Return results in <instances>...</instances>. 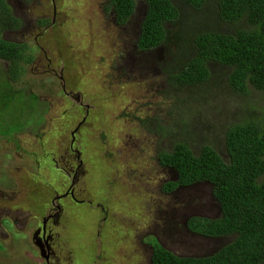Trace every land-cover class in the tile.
<instances>
[{"label": "rangeland", "instance_id": "1", "mask_svg": "<svg viewBox=\"0 0 264 264\" xmlns=\"http://www.w3.org/2000/svg\"><path fill=\"white\" fill-rule=\"evenodd\" d=\"M105 2L33 0L24 3L9 0L11 10L23 19L24 24L20 31L15 29L17 34L5 33L4 38L10 42L27 43V51L33 53L35 60L31 65H22L24 72L15 83L8 80L7 63L0 60V80L6 81L13 90L23 89L33 97L45 96V104L27 97L13 110L9 108L10 114L16 110L25 111L17 125L9 124L8 130L25 129L28 132L26 127H39L45 123L49 129L42 134L45 135L43 144L49 145V138L57 132L56 128L71 119L70 115L60 116V121L56 119L67 104L56 101L55 97L60 94V87H68L69 81L77 83L87 93L86 100L82 101L87 107L77 105L76 119L85 116L92 124L89 137H86L87 160L92 168L90 175L95 181L106 176L103 190L99 188V193L93 191L91 195L93 201L106 211L103 214L107 216L108 228L103 232L111 237V246L105 247L109 249L112 264H150L151 248L147 243L152 236L181 256L210 255L233 238L203 237L190 232L185 222L192 216H219L211 186L200 182L164 194L162 187L174 179V173L162 170L155 156L170 151L181 142L191 148L194 155L207 146L226 161V129L247 123L264 129V97L251 87L247 88L246 94L232 90L226 82L228 70L218 64L209 67L210 78L206 83L174 84L172 80L178 74L182 59L180 52L173 47L181 46L175 33L180 31L186 36L192 31L190 22L180 27L189 12H181L177 28L166 25L168 39L160 45L163 47L140 52L135 43L144 3L138 1L130 21L125 26H117ZM49 18L53 23L47 32L38 28L39 20ZM198 18L204 19L203 16ZM36 21L37 25L34 24ZM61 62L68 69L63 84L56 80L54 73L60 69ZM46 108L49 111L45 121L42 122L41 115L36 124L31 113H41ZM167 132L168 136L165 135ZM18 139L20 142L30 141L32 137L26 133ZM96 156L101 158L102 163L98 165L105 167L106 174L94 172ZM22 158L21 152L17 155L0 153V187L17 192L20 174L11 175L10 169L17 168V162ZM31 158L42 163L47 157L41 152ZM20 164L24 175H28L27 195L32 203L27 208L33 214L44 194L37 192L50 186L43 177L47 171H38L29 157L22 159ZM51 173L54 174L53 169ZM166 175L169 178L165 181ZM79 208L83 215L80 218L74 216L68 227V238L75 246L76 264H81L86 255L83 235L92 231L85 211L87 207H78L76 212ZM31 229L30 225L27 234L13 236L18 259H10L11 264H40L38 255L29 244ZM96 245L89 242L85 246L90 249Z\"/></svg>", "mask_w": 264, "mask_h": 264}, {"label": "trees", "instance_id": "2", "mask_svg": "<svg viewBox=\"0 0 264 264\" xmlns=\"http://www.w3.org/2000/svg\"><path fill=\"white\" fill-rule=\"evenodd\" d=\"M138 1L145 5L136 38L142 51L163 45L168 39L166 25L177 28L181 12L190 14L180 27L190 22L192 31L186 36L175 33L181 46L173 47L188 59L182 68L179 65L174 84L206 83L209 67L218 64L228 70L226 82L232 90L246 94L251 87L264 97V0H106L105 5L120 26L133 16ZM19 27L6 0H0V32ZM26 44L0 37V60L7 63L11 83L22 77V65L33 60ZM12 90L0 80V92ZM224 141L226 161L207 146L194 155L181 142L170 153L159 154L158 160L174 170L177 183L211 186L219 216L190 217L186 228L203 237L233 239L203 257H177L153 240L151 264H264V129L253 123L233 125L226 130ZM177 183L168 181L163 188L171 191Z\"/></svg>", "mask_w": 264, "mask_h": 264}, {"label": "flooded vegetation", "instance_id": "3", "mask_svg": "<svg viewBox=\"0 0 264 264\" xmlns=\"http://www.w3.org/2000/svg\"><path fill=\"white\" fill-rule=\"evenodd\" d=\"M27 12L29 13V11ZM13 15L19 20L22 27L24 24L23 19L16 16L14 12ZM43 16H46V14ZM45 21V25H40L38 28H42L47 32L50 29V26H52L53 19L49 18L45 19ZM34 24L37 25V21ZM21 27L17 28V31H20ZM5 33L17 34L15 33V30L1 31L0 34L3 39H5ZM9 40H12L11 35H9ZM35 44L39 46L38 43ZM51 46H53V44ZM159 48L161 47H154L145 50V52H150ZM37 50L39 49L37 48ZM167 57L169 59V55H167ZM187 59L188 57L186 55H182L180 63L181 68L185 65ZM34 60L35 59H33L29 65H31ZM143 66L147 67L148 64H144ZM67 70L68 69H65L63 62H61V67L58 71L54 70L57 78L55 79L58 82L60 81L61 84H63V80L67 75ZM81 88L82 87L77 83L72 84L71 81H69L68 87H60L62 90L60 91V94L55 97V100H59L63 105L67 104V108L62 107L61 114H59L56 119L60 121V116L69 117V115L71 116V119L68 121L66 120L65 125L62 123L56 128L57 132L49 138V145L43 144V137L45 135L42 134L49 129L45 123H42L39 127L36 125H31L30 128L26 127L28 132H26L25 129L13 130L11 132L8 130L9 124L17 125V122L22 119V115L25 111V109L22 111L16 110L10 114L11 111L9 108L13 110L17 104L22 103L27 97L34 100L36 103L40 101L45 104V96L37 95L33 97L32 93L23 91V89H14L12 90L14 92H0V153L17 155L18 152H21L24 156L22 159L29 157V159L32 160V165H35L38 171L40 169H42V172L47 171V174H43V177L45 178L46 183L50 184L48 188L37 192L44 194L43 197L38 200V210L31 214L27 208L32 203L30 199L28 200L27 195L28 175H24L23 173V167L20 164L22 159L18 160L17 168L10 169L11 175L15 172L20 174V179L18 180L19 189L17 192L13 193L5 186L0 187V264H11L10 259H15L17 261L18 249L14 248L12 238L21 233L27 234L30 225L32 229L29 234V244L34 249L35 254L38 255V261L40 264H76L74 256L75 246L68 238V227L74 216L80 218L83 215L80 208L76 212V208L82 206L87 207L85 211L87 218L90 220L89 224L92 231L90 234L83 235L84 241H86V243L83 244V247L86 249V255L82 259L81 264H112V259L109 256V249L105 247V245L109 244L111 246V237L106 236L103 232L105 228H108L106 222V220H108L107 216L103 214V212L106 211L101 208L99 203L93 201L91 195L93 191L99 193L103 190L106 176L102 174H106V169L104 166L98 165L102 162L101 158L96 156V168L94 169V172L100 173L102 178L100 181H95L91 178L90 173L92 168L87 160L86 137H89V129L92 127V124L85 116L76 119L75 115L77 105L79 108L87 107L82 102L83 99L86 100L87 93ZM10 94H13L11 98L8 97ZM48 111V108H46L45 111L42 110L41 113L33 111L31 116L35 123L38 124L37 120L41 115L43 119L42 122L45 121V115ZM55 126L56 125H54V127ZM50 131L51 130H49V133ZM26 133L29 137H32V139L30 141L27 140L20 142L18 137L23 136ZM165 135L168 136V132ZM172 149L168 152L170 153ZM89 150L92 151L90 148ZM41 152L46 154V161L44 160L42 163H38V161L34 162L31 157L37 156ZM161 153L166 152L162 151L159 154ZM159 154L155 156L157 165L168 173L173 172L174 179L170 181L177 183L178 177L174 170L159 162ZM51 169L54 170V174L51 173ZM168 178L169 177L166 175L164 180L166 181ZM167 182H165L164 185ZM188 186L191 185L177 183L173 190L169 191V189L166 190V188L162 187V191L164 194H169L177 192L180 189L188 188ZM99 188H101L100 191H98ZM88 215H90V217ZM4 221L6 222L5 225L3 224ZM31 222L33 223L31 224ZM26 237L28 243V235H26ZM153 240L159 246L162 245L158 242L156 237L152 236L151 239L149 238L147 244L151 248L150 257L153 252ZM89 242H94L97 245L91 246L89 249L85 246ZM22 254L27 259L26 253L22 251Z\"/></svg>", "mask_w": 264, "mask_h": 264}, {"label": "water", "instance_id": "4", "mask_svg": "<svg viewBox=\"0 0 264 264\" xmlns=\"http://www.w3.org/2000/svg\"><path fill=\"white\" fill-rule=\"evenodd\" d=\"M6 3L10 6V4H9V0H6ZM135 48H137L136 43H135ZM217 211H218V214H219V212H220L219 207H217ZM192 217H194V216H192ZM195 217H196V216H195ZM198 217L206 218V219H213V218H210V217H207V216H198ZM161 246H162V248H164L165 250L169 251L170 253H172L173 255H175V256H177V257H194V256H181V255H178V254H176V253L170 251L168 248L164 247V245H161ZM196 257H203V256H196Z\"/></svg>", "mask_w": 264, "mask_h": 264}, {"label": "clouds", "instance_id": "5", "mask_svg": "<svg viewBox=\"0 0 264 264\" xmlns=\"http://www.w3.org/2000/svg\"><path fill=\"white\" fill-rule=\"evenodd\" d=\"M131 18H132V17H131ZM131 18H130V19H131ZM129 21H130V20H129ZM129 21H128V22H129ZM128 22H127V23H128ZM125 25H126V24H125ZM125 25H124V26H125ZM136 49H137L138 51H140V52H145V51L139 50L138 48H136ZM228 128H229V127H228Z\"/></svg>", "mask_w": 264, "mask_h": 264}]
</instances>
